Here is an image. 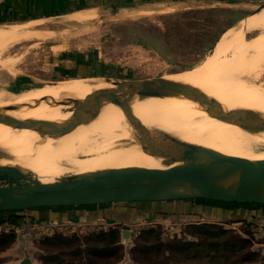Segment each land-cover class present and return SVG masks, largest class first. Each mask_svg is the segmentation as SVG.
Returning a JSON list of instances; mask_svg holds the SVG:
<instances>
[{
  "label": "rangeland",
  "instance_id": "374dc122",
  "mask_svg": "<svg viewBox=\"0 0 264 264\" xmlns=\"http://www.w3.org/2000/svg\"><path fill=\"white\" fill-rule=\"evenodd\" d=\"M204 2L98 0L88 6H74L68 14L42 18L45 20L30 21L31 17H25L0 22V33L3 35L0 36V90L18 94L47 85H58L68 79L90 76L104 77L115 83L124 79L199 72L228 30L246 26L264 10L258 11L264 1L247 4L244 9H241V3H237L236 7L223 0H215L213 6L209 3L207 6ZM8 6L10 10L13 9L12 4ZM83 13L90 17L79 20L77 15ZM252 13L255 14L237 22L239 18ZM37 29H49L52 33L46 34ZM46 36L47 39H43ZM244 39L245 45L251 43L257 46L258 52L262 49L260 55H263L264 27L246 31ZM63 50H67L70 55L83 54L90 63L83 66L74 59H65L64 63L56 65L55 54ZM254 52H226L220 66L211 67L214 69L212 77L217 74V78L225 77L227 83L231 82L229 85L237 88L245 85L264 91V56H258V52L255 55ZM57 69L63 70L55 72ZM194 82H198V76ZM190 85L198 88L197 85ZM174 96H180L187 104H199L197 107L212 111L213 117L218 119V110L208 109L181 94ZM174 96L157 97L163 101L171 97L178 103L179 98ZM63 98L72 96L43 102L58 105L56 101ZM211 98L219 103L222 101L226 111L257 113L250 107L236 102L233 104L223 97ZM249 132L259 133L260 141L252 143L251 150L258 154L264 153V131ZM161 138L167 140L168 136ZM1 152L0 160L5 159L2 163L13 160L15 163L9 165L21 168L28 176L43 181L82 174L77 172V165L88 164L87 161H78L91 155L74 153L73 156L61 157L57 160L59 173L51 174L46 169V173L42 172L44 167H41V171V168L28 170L25 163L20 162L22 158L17 159L18 155H14L15 160L7 152ZM167 161L164 160L163 165ZM184 200H174L183 202V206L178 208L174 204L179 203H169L166 204L168 207L163 208L146 204L138 207H130V204L99 206L95 207L98 209L94 214L85 211L83 213L86 215L80 218L69 216L57 221L33 217V208L1 211L0 235H10L12 239L0 242V264H22L26 258L31 260L30 264H198L207 262L209 255H223L227 251L234 263L239 264L236 261L242 252L252 251L255 254L243 255L240 263L264 264V204L227 205L205 200ZM209 225L221 226L230 232L213 234ZM205 236L210 237V240H225L232 236L243 238L245 242L235 245L231 250L208 246L211 243L209 241L198 247L193 245L177 249L174 245L179 242L201 243ZM142 246H150L151 249L142 250ZM94 250L102 252L95 253Z\"/></svg>",
  "mask_w": 264,
  "mask_h": 264
},
{
  "label": "bare ground",
  "instance_id": "6f19581e",
  "mask_svg": "<svg viewBox=\"0 0 264 264\" xmlns=\"http://www.w3.org/2000/svg\"><path fill=\"white\" fill-rule=\"evenodd\" d=\"M77 16L79 20L90 17L86 13ZM258 27H264V10L252 18L246 26H238L228 30L218 42L214 54L207 59L203 68L199 72H194L196 75L182 73L165 78L177 83H186V85L188 83L189 85H197L198 89L210 98L223 97L226 100L228 99L229 102H233V104L236 102L235 104L250 107L257 112L256 116L264 120V91H259L255 87L249 88L245 85L242 88L229 85L231 82L227 83L225 77L223 79L222 77L217 78L219 77L217 74H215L216 77H212L214 69L211 68L220 66L226 52H242L245 54L246 52L256 51L253 54H257L259 51L257 46L251 45V43L244 44V35L246 31ZM1 34L0 36H3ZM257 37L259 38V36ZM261 50L260 53L258 52V56L261 54ZM262 54L261 57L264 56V52ZM234 56L236 55L234 54ZM258 59L261 60V58ZM196 76H198L197 83L194 82ZM226 77H229V74ZM234 77H236V74ZM112 87H115L114 82L104 77L90 76L72 78L58 85H47L18 94L0 90V115L2 118L10 117L25 120V124H21L15 119L6 123L0 122V151L7 152L14 159V155H18L16 156L17 159L22 158L19 160L22 164L25 163L28 170L31 168L33 171L35 168L44 167V171L42 168L40 171L46 173V169L51 174L59 173L58 159L64 156H73L74 153L91 154L86 159L78 161V163L87 161L88 164L84 166L77 165L79 167L77 172L80 173L102 168L163 166L162 162L169 160L170 157L141 146L140 140L146 139L148 135L136 126L135 121L138 120L151 129L157 141H162L164 137L161 138V136L165 135L168 136L167 140H169L171 135L182 141L209 146L231 155L264 158V153H255L250 147L252 143L260 142L259 133H252L247 129L231 124V122L217 119L213 117L212 111H203L197 107L199 104H187L183 99H180V96L174 95V97L179 98L178 103H175L171 97L168 98L169 100L163 101L157 96L142 97L137 93L127 100L130 108L110 102L105 103L95 120L61 136L45 132L39 127L32 126L30 122L32 119H48L62 124L73 112L85 110L75 102L62 103L67 104L64 106L59 105L61 104L59 102H56L58 105H52L43 102V100L52 101L66 96L81 100L86 99L89 94L98 90ZM220 104L223 108H226L222 101ZM9 105L15 106V108L5 109V106ZM69 110L72 112H68ZM4 160L1 159L0 164L13 165L15 163L13 160L2 163Z\"/></svg>",
  "mask_w": 264,
  "mask_h": 264
},
{
  "label": "water",
  "instance_id": "95a60500",
  "mask_svg": "<svg viewBox=\"0 0 264 264\" xmlns=\"http://www.w3.org/2000/svg\"><path fill=\"white\" fill-rule=\"evenodd\" d=\"M264 8L260 5L258 10ZM171 96L181 94L199 102L216 116L251 131H264V120L251 113L226 111L198 88L170 81L165 77L124 79L115 87L102 89L78 98H63L60 103L75 102L84 108L58 124L48 119H32V126L56 136L73 132L95 120L105 105L113 103L130 108L127 100L134 94ZM14 109L15 106H5ZM15 118L0 115V122ZM21 124L25 120L15 119ZM136 126L145 132L141 146L170 157L160 167L126 166L102 168L76 176L43 181L30 177L21 168L0 164V212L42 207L100 205L110 202H158L204 198L238 204H264V158L231 155L209 146L182 141L170 134L169 140L157 141L151 129L140 121ZM2 152L0 151V154ZM177 163V164H176ZM26 258L22 264H30Z\"/></svg>",
  "mask_w": 264,
  "mask_h": 264
},
{
  "label": "crops",
  "instance_id": "0c3cea01",
  "mask_svg": "<svg viewBox=\"0 0 264 264\" xmlns=\"http://www.w3.org/2000/svg\"><path fill=\"white\" fill-rule=\"evenodd\" d=\"M92 1L96 2L98 0H92ZM120 1L122 2V1H127V0H120ZM133 1H136V0H133ZM204 1H205L204 3L207 6H209L208 3L210 4V6H213L214 5L213 2L215 0L214 1L213 0H204ZM218 1H222V0H218ZM223 1L227 4H230L231 6L233 4H235L236 7H238L237 3H241L242 4L241 9H244L243 7L248 6L247 4L257 3L260 1H264V0H223ZM8 2H10V3H8ZM72 2H74V3H70L69 4L70 6L81 3V0H76V1L73 0ZM7 4H12L14 6L13 9H11L9 12V18L10 17L14 18V16H15V19H19V18H25V16H27V17L32 18V19H29L30 21H35V20L38 21L44 17L45 18H47L48 16L54 17V16L68 14L70 12L69 10H65V9L69 8V6L68 7L66 6L68 4L63 3L60 0H3V1L0 0V14H4V8H5V6H7ZM65 6H66V8H65ZM262 9H264V8H262ZM13 11L15 12L14 16L12 15ZM46 12H54V13L52 15H45ZM55 12L56 13L59 12V13L56 14ZM255 13H252L249 15H244L243 17L239 18L237 22L242 21V20L246 19L247 17H249L250 15H253ZM42 20H45V19H42ZM229 28H232V26L227 27L226 30H228ZM36 31L43 32L46 34L52 33V30H49V29H37ZM225 31H223V33ZM47 37L48 36L43 37V39H47ZM50 37H51V35H50ZM41 41H43V40H41ZM55 55H56L55 56L56 65L64 63L65 59L66 60L74 59V61L76 63H78L79 65H83V66L86 63H90V60H88L87 56H86V58H84L83 54L70 55V54H68L67 50H63L62 52H58ZM85 59H87V60L85 61ZM85 69H89V68H85ZM62 70L63 69H57L54 71L55 72H62ZM73 71H75V70H73ZM92 73L96 74L97 72L93 71ZM96 75H99V74L97 73ZM190 200H193V199H189L188 201H190ZM177 201H185V200H177ZM169 203H179V204H174V207H176V208L183 206V202H176V201H174V202H172V201L171 202H169V201L110 202V203L100 204V205L63 206V207H59V208H57V207L33 208V210H31V214L34 215L33 217H35V218H43V219H50V220H56L57 221V220L67 219L69 216L72 218H80V217L86 215L83 213L85 211H88V213L93 212L92 214H94L95 210L98 209L95 207H99V206L114 207L115 205H120V204L121 205L130 204V207H136V205L138 207V205L146 204V205H151V206L163 208V207H168L166 204H169ZM143 207H148V206H143ZM91 209H94V210H91ZM141 210L143 211V208H141Z\"/></svg>",
  "mask_w": 264,
  "mask_h": 264
},
{
  "label": "trees",
  "instance_id": "16d2710c",
  "mask_svg": "<svg viewBox=\"0 0 264 264\" xmlns=\"http://www.w3.org/2000/svg\"><path fill=\"white\" fill-rule=\"evenodd\" d=\"M61 2L63 3H67L68 5H66L67 7L69 6V8L65 9V10H71V9H74L75 7H82V6H88V5H91V4H94L96 3L95 1H92V0H81V3L77 4V5H69L70 3H74L72 2L73 0H60ZM76 1V0H75ZM9 5V4H8ZM7 5V6H8ZM5 6L4 8V14H0V22H7L9 21L10 19H12V17L9 18V12H10V7L8 6ZM65 6V8H66ZM75 6V7H74ZM14 7V6H13ZM71 7V8H70ZM54 12H46L45 15H52ZM56 13V12H55ZM59 12H57L56 14H58ZM27 17V16H25ZM14 19H15V16H14ZM196 200H205V201H212V202H215V203H223V204H238V203H230V202H223V201H216V200H208V199H204V198H198ZM240 205V204H239ZM211 229H213L212 233L213 234H228L230 231H228L227 229L221 227V226H215V225H209ZM216 229V230H215ZM10 240L12 239V236L10 235H4V234H1L0 235V242H4L5 240ZM211 242L208 246L210 245H213L215 247H223L225 248V250H231L235 247V245H238V244H241L243 242H245V240L243 238H234V237H230L228 236L227 239L225 240H210V237L208 236H205V239L203 242L201 243H198V242H190V243H187V242H179V243H176L174 244L175 246H177L176 248L179 249L180 247H191L193 245H195L196 247H198L199 245H202L206 242ZM142 250H145V249H151L150 246H142L141 247ZM95 253H100L102 252V250H94ZM249 255V256H253L255 253L252 252V251H248V252H242L240 255H239V258L236 262H238L239 264H242L240 263V261L243 259V255ZM222 257V258H221ZM230 254L229 252H224V254L222 255H216V254H212V255H209L208 256V261L203 263V262H199L198 264H237V263H234L233 261H231L230 259ZM218 258H221L218 262L217 259Z\"/></svg>",
  "mask_w": 264,
  "mask_h": 264
}]
</instances>
